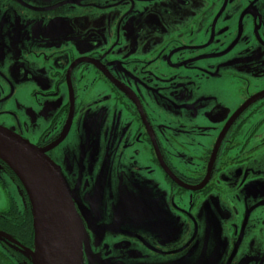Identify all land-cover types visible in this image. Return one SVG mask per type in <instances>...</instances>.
Returning <instances> with one entry per match:
<instances>
[{
	"label": "flooded vegetation",
	"instance_id": "1",
	"mask_svg": "<svg viewBox=\"0 0 264 264\" xmlns=\"http://www.w3.org/2000/svg\"><path fill=\"white\" fill-rule=\"evenodd\" d=\"M256 2L0 0V126L58 167L80 221L82 264H129L127 252L132 264H166L173 253L161 235L168 223L131 210L135 156L143 162L137 170L160 172L172 191L210 195L212 221L237 216L250 201L248 215H264V194L249 192L264 181V8ZM7 60L24 62L6 72ZM28 80L33 102L17 86ZM147 100L162 102L161 115L145 109ZM186 139L196 147L185 148ZM100 142L101 155L87 154ZM183 150L185 162L175 157ZM0 171V264H36L29 196L1 159ZM199 215L179 209L168 220L176 216L197 234L209 218ZM175 230L170 235L182 232Z\"/></svg>",
	"mask_w": 264,
	"mask_h": 264
},
{
	"label": "rangeland",
	"instance_id": "2",
	"mask_svg": "<svg viewBox=\"0 0 264 264\" xmlns=\"http://www.w3.org/2000/svg\"><path fill=\"white\" fill-rule=\"evenodd\" d=\"M255 7L264 8V0H257ZM75 14L79 15V12H75ZM60 25L67 28L68 23L66 24L64 20H61ZM21 62L24 61L7 60L6 72L10 71L11 66H13L15 63L18 64L16 68L17 70L19 64H22ZM226 68L231 67L227 66ZM260 68L261 66L258 68V70ZM0 71H3V67H0ZM223 72H231V70H223L220 74H222ZM218 85L220 88L222 87L221 83ZM17 86L19 88L18 90H25V99H29V102H33V99L30 95L32 90L36 89V85L34 84V82L32 80H28L18 84ZM18 90L17 92H19ZM233 91L234 90L229 93L227 98L230 97ZM198 92L199 94H207L208 88L200 87ZM192 93L198 94L195 91ZM219 93L221 94V92ZM148 100L144 104L145 109H147L152 115L160 114V108L155 104H161L162 102L158 101L154 102L153 104V102H149ZM154 110H156L157 112H155ZM171 113L175 116H178V114L173 111ZM186 113L189 112L187 111ZM79 126L80 129L83 130L84 122L79 123ZM159 134L161 136V139L163 140V143H165L167 136H164L162 131H159ZM94 136L95 137L93 140L96 141L99 136L98 131L95 132ZM191 138H194V136ZM184 145L185 148L196 147L195 142H192L190 139L184 140ZM85 146L86 143H83L82 150ZM104 148V142H100L97 144L95 143L89 149H87L86 152L87 154H89L91 151L94 150V152H96L97 150L98 153L96 155H101ZM182 152L184 154H181L180 157H175L177 159L179 158L181 162H185L189 159L190 154H188L184 150ZM97 163L98 162H96L95 164ZM142 165L143 162L137 156H135L132 163L133 173H135V175L132 176V180H134L136 184L133 186V193L130 192L128 200H132L133 205L131 206V210L137 215L149 214L151 215V218L162 221L165 220L168 223L166 231L162 230L161 234L162 236L168 235V237H166L165 239H167V241L171 243L170 246H173L171 247V251H173V253L171 254V257L167 258L166 264H235V262H238V264H252V261L260 259L262 257L264 258V215H248L252 211L250 207L252 201H250L244 208L238 207L239 213L237 216L230 215V218L225 217L223 219L224 222H222L221 218L217 215V221H212L209 215H212L213 217L212 211L215 215V209H212V197L210 195L207 196L208 194H206L204 196H201L200 198H194L191 191L189 190L183 191L181 193H176L174 192L175 190L172 191L170 186L164 183L162 174L160 172L158 173L157 171H154L151 174H146L143 171L137 170V168ZM5 184L6 182L3 180V174L0 171V210H3L7 204L6 194L4 190L6 187ZM142 187H144L142 194L144 196L140 197V199L133 196L131 199L132 194L139 193V189ZM249 188V192H255L256 197L262 196V194H264V181L257 180L252 183ZM194 202H196L195 205L191 207V204ZM117 204L121 206L120 200ZM256 208L257 207H255L254 209ZM179 209L187 211V213L189 215H192V217L200 216L199 214H203V216H209L205 225L206 230L204 231V227L202 225H199L196 229V234L192 226H183V228H180L181 224L180 221L176 219V216L168 220V217H171V215H178ZM114 217L115 215H112V218ZM183 219L185 220V223L188 222L185 218ZM210 220L212 222H210ZM37 224L39 227L37 230V239L39 240V243H35V261L37 262L36 264H38L37 252H39L42 261L40 263L50 264V260L52 261L53 256L52 250H54L56 247V244L54 243V237L52 238L49 233L50 230L48 229H44L43 232L40 231L38 220ZM110 226L111 230L116 231V225L114 226V224H110ZM122 226L126 225L123 224ZM122 226L117 227L118 232L121 230ZM176 228L182 229V232H178L175 236L170 235L172 232L176 231ZM194 245H197L198 249L193 254L192 258L188 255ZM205 245L208 247L207 252L205 251ZM125 256L128 258L129 264H132V254L130 252H127ZM120 264H128V262L125 259L124 261H121ZM136 264L148 263L144 260H141Z\"/></svg>",
	"mask_w": 264,
	"mask_h": 264
},
{
	"label": "water",
	"instance_id": "3",
	"mask_svg": "<svg viewBox=\"0 0 264 264\" xmlns=\"http://www.w3.org/2000/svg\"><path fill=\"white\" fill-rule=\"evenodd\" d=\"M0 159L21 181L37 220L39 214L48 215L55 224V230L50 233L56 244L50 264H82L80 221L58 167L43 150L2 126ZM38 228L37 224L36 244ZM38 259L41 261L40 255Z\"/></svg>",
	"mask_w": 264,
	"mask_h": 264
},
{
	"label": "bare ground",
	"instance_id": "4",
	"mask_svg": "<svg viewBox=\"0 0 264 264\" xmlns=\"http://www.w3.org/2000/svg\"><path fill=\"white\" fill-rule=\"evenodd\" d=\"M41 213H44V212H42L41 211ZM38 222H39V226H40V231H44V229L46 230V229H48V230H50V232L49 233H53V231L55 230V224L52 222V221H50V219H49V216L48 215H41V214H39L38 215ZM41 232V233H42ZM45 238V237H44ZM48 239V238H47ZM46 240V239H45ZM44 242V241H43ZM48 243V242H47ZM44 245V244H43ZM42 248V247H41ZM43 249V248H42ZM42 251V250H41ZM36 252V251H35ZM39 253V252H38ZM38 256H39V254H38ZM36 258V257H35ZM40 262H42V261H40V259H38V264H42V263H40Z\"/></svg>",
	"mask_w": 264,
	"mask_h": 264
},
{
	"label": "trees",
	"instance_id": "5",
	"mask_svg": "<svg viewBox=\"0 0 264 264\" xmlns=\"http://www.w3.org/2000/svg\"><path fill=\"white\" fill-rule=\"evenodd\" d=\"M10 168V167H9ZM11 169V168H10ZM12 171V170H11ZM13 172V171H12ZM16 176V175H15ZM18 178V177H17ZM19 180V179H18ZM20 181V180H19ZM21 182V181H20ZM32 213H33V210H32Z\"/></svg>",
	"mask_w": 264,
	"mask_h": 264
}]
</instances>
